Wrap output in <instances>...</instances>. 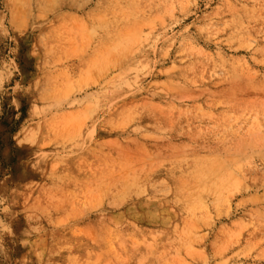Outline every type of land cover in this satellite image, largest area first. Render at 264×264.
Returning a JSON list of instances; mask_svg holds the SVG:
<instances>
[{
	"label": "rangeland",
	"instance_id": "rangeland-1",
	"mask_svg": "<svg viewBox=\"0 0 264 264\" xmlns=\"http://www.w3.org/2000/svg\"><path fill=\"white\" fill-rule=\"evenodd\" d=\"M7 11L37 52L27 84L59 107L23 153H48L39 174L20 163L0 185L6 264H264V0ZM14 59L3 47L0 72Z\"/></svg>",
	"mask_w": 264,
	"mask_h": 264
},
{
	"label": "clouds",
	"instance_id": "clouds-1",
	"mask_svg": "<svg viewBox=\"0 0 264 264\" xmlns=\"http://www.w3.org/2000/svg\"><path fill=\"white\" fill-rule=\"evenodd\" d=\"M14 3H18V0H8L5 10L0 12V46L7 47L8 52L15 57L7 75L0 72V185L12 179L13 173L20 163L25 164L22 169L25 174H39L40 166L47 160L48 153H38L35 162L25 161L23 153L27 151L26 146L36 148L40 145L41 126L46 120L47 114L59 107L58 103L47 102L46 96L43 95L44 87L40 79H36L30 85L27 84L28 70L32 66V59L37 55V52L25 48V32L16 29L8 19L7 8ZM192 4L195 6L197 0H192ZM26 24L25 20V27ZM3 47H0V54L3 52ZM16 72H19L23 79L13 83ZM33 93L36 94L35 100L32 99ZM22 117L24 118L22 119ZM26 118L36 126L26 129L23 139L19 134L14 137L16 130L13 133L10 128L16 122H20V125ZM93 135L94 132H90L86 139H90ZM77 138H79V134H77ZM3 203L4 200L0 199V204ZM0 211L7 212L9 209L5 207ZM28 219L37 222L31 228V233L40 234L43 230V226L39 223L41 217L29 215ZM6 235L12 236V230L3 220H0V264H6L10 256L8 244L5 241Z\"/></svg>",
	"mask_w": 264,
	"mask_h": 264
}]
</instances>
